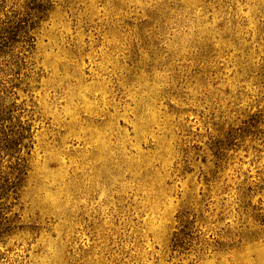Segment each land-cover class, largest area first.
Instances as JSON below:
<instances>
[{
  "label": "rangeland",
  "instance_id": "obj_1",
  "mask_svg": "<svg viewBox=\"0 0 264 264\" xmlns=\"http://www.w3.org/2000/svg\"><path fill=\"white\" fill-rule=\"evenodd\" d=\"M48 3L0 264H264V0Z\"/></svg>",
  "mask_w": 264,
  "mask_h": 264
},
{
  "label": "trees",
  "instance_id": "obj_2",
  "mask_svg": "<svg viewBox=\"0 0 264 264\" xmlns=\"http://www.w3.org/2000/svg\"><path fill=\"white\" fill-rule=\"evenodd\" d=\"M11 5V6H10ZM48 0H0V58L21 61L35 41L31 31L46 16ZM0 97V236L11 230L8 213L17 200L18 189L26 175V157L32 148L28 125L14 123V105Z\"/></svg>",
  "mask_w": 264,
  "mask_h": 264
}]
</instances>
